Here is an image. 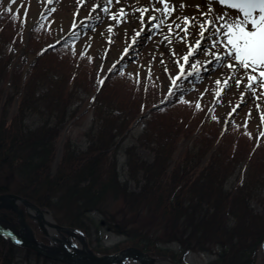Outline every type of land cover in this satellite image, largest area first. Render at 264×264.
I'll use <instances>...</instances> for the list:
<instances>
[{"label": "trees", "instance_id": "16d2710c", "mask_svg": "<svg viewBox=\"0 0 264 264\" xmlns=\"http://www.w3.org/2000/svg\"><path fill=\"white\" fill-rule=\"evenodd\" d=\"M46 18L24 43L18 16L0 12V194H18L88 237L92 224L124 237L101 253L134 246L177 264H189V251L214 255L207 264H262L264 213L252 201L264 206V139L255 143L237 126L222 128L206 109L171 96L153 103L154 82L143 86L118 67L97 81L93 57L75 53L77 37L48 45ZM22 46L34 58L24 77V65L14 62L10 49ZM80 92L93 94L88 144L75 150L67 140L52 174L57 142L78 115L71 109ZM139 116L144 124L125 148L127 180H121L115 150ZM139 148L149 149L151 159ZM242 164L243 178L227 189L226 180ZM0 225L18 230L16 213L1 208ZM170 243L178 248L165 246ZM20 249L33 254L35 264L59 263ZM17 256L18 248L0 236V264H14Z\"/></svg>", "mask_w": 264, "mask_h": 264}, {"label": "rangeland", "instance_id": "374dc122", "mask_svg": "<svg viewBox=\"0 0 264 264\" xmlns=\"http://www.w3.org/2000/svg\"><path fill=\"white\" fill-rule=\"evenodd\" d=\"M182 2L186 6L181 7ZM204 2L205 0H170L169 8L173 3L176 6V11L170 16H164L161 11L154 10L156 7H165L159 0H0V12L7 10L18 16L24 38L27 37L31 26L43 17H47L53 33L49 43L66 36L77 37L73 45L75 53L93 57L97 80L105 76L110 68L118 67L143 86L148 81L154 82L156 88L155 95L151 98L153 103L163 101L168 93H172L173 98L181 104H192L198 109L209 110L210 119L217 121L221 127H227L229 124L237 126L243 133L251 136L254 142H258L264 139V87L255 84L256 91L253 92L246 84V77L225 76V64L214 55H205L208 49L213 47L210 39L213 28L209 27L201 33L196 51L189 59L183 57L181 45L184 43V32L178 17L181 13L189 14L193 19V14L199 15L201 11L207 14L206 9L197 7ZM145 7L147 11H144ZM216 7L228 10L226 5L216 4ZM120 8L124 9L125 15H121ZM149 16L153 18L149 20ZM169 27L171 32L167 30ZM194 27L195 25L187 28L191 35L187 44H184V50L192 46ZM10 49L16 54L14 62L28 69L32 57L22 53V48ZM225 79L229 80L227 85L223 83ZM237 79L240 80L239 85L236 83ZM217 80L221 81L219 85L216 84ZM218 89L223 91L218 92ZM91 97L93 94L83 92L75 97L71 110L78 115L64 127L62 137L57 142L60 156L67 140L75 150L87 146L85 131L92 123V113L87 104ZM32 122H35V118L29 120V123ZM143 124V119L137 117L127 136L115 150L121 180H127L125 148L135 143ZM138 153L144 159H151L150 150L147 148H139ZM245 167L244 164L240 165L228 177L225 182L227 189L233 187L237 177L243 178ZM128 186L130 189L136 188L133 181H128ZM252 205L255 211L264 213L261 203L253 200ZM94 217L98 219L95 213ZM64 234L72 236L73 242L82 247L74 235ZM42 235L50 240L49 244H53L48 235ZM51 235L59 237L55 231ZM123 238L95 224L91 225L90 236H85L89 248L98 255L103 254L99 249L104 246L112 247ZM165 246L178 248L175 243ZM26 254L20 249L14 264H35L34 255ZM213 258L214 255L209 252L189 251L185 261L189 264H207ZM259 259L263 264L264 248L259 254ZM137 261L138 264H146ZM173 262L164 256V259H156L155 264H174ZM126 264L134 262L129 260Z\"/></svg>", "mask_w": 264, "mask_h": 264}, {"label": "snow or ice", "instance_id": "6c2138e0", "mask_svg": "<svg viewBox=\"0 0 264 264\" xmlns=\"http://www.w3.org/2000/svg\"><path fill=\"white\" fill-rule=\"evenodd\" d=\"M159 2L165 7L163 9L156 7L154 10L161 11L164 16H170L176 11L174 3L169 8L170 0ZM216 4L226 5L228 10L216 7ZM184 6L186 5L182 2L181 7ZM197 7L206 9L207 14L201 11L199 15L193 14L195 16L193 19L189 14L181 13L178 17L184 32V43L181 45L183 57L190 58L196 51L201 33L211 27L214 30L210 37L213 47L208 49L205 55H214L225 64V76L246 77V84L253 92L256 91L255 84L264 87V0H205ZM147 10L145 7L144 11ZM120 13L122 16L125 15L123 8H120ZM140 18L143 19V16ZM152 18L148 17L149 20ZM193 25L195 36L191 39L192 46L184 50V44H187L191 35L187 28ZM167 30L172 31L171 27ZM220 83V80L216 81V84ZM223 83L227 85L229 80L225 79ZM236 83L239 85L240 80L237 79ZM219 91L223 90L218 89Z\"/></svg>", "mask_w": 264, "mask_h": 264}, {"label": "water", "instance_id": "95a60500", "mask_svg": "<svg viewBox=\"0 0 264 264\" xmlns=\"http://www.w3.org/2000/svg\"><path fill=\"white\" fill-rule=\"evenodd\" d=\"M57 163L58 160H55V162L53 163L54 169L56 168ZM20 204H23L25 206L26 212L31 217L33 216L31 214L32 210L36 211L37 213H42V210L38 206L34 205L33 203L29 202L28 200L17 194H1L0 208L14 210L20 223V228L18 232H12L8 229L3 228L0 225V235L9 242L18 243L23 247L34 250L36 253L43 255L44 257L60 260L68 264H123V261L127 258L140 259L146 264H154L152 257L135 247H128L112 254L96 255L89 250L82 235L81 241L83 245V250L76 249V252H62L64 251V249H62L61 251L52 250L50 246H47L35 239L30 226L26 223L24 211L23 209H21ZM32 218L34 220H37L39 226L42 227L41 222H39L41 220H38L34 216ZM54 226L57 229H61L67 233H69V230H73V228L58 226L56 224ZM84 249L86 250L84 251Z\"/></svg>", "mask_w": 264, "mask_h": 264}, {"label": "bare ground", "instance_id": "6f19581e", "mask_svg": "<svg viewBox=\"0 0 264 264\" xmlns=\"http://www.w3.org/2000/svg\"><path fill=\"white\" fill-rule=\"evenodd\" d=\"M59 157H60V155H58V158ZM32 217H31V219L34 220ZM34 217L37 218L38 220H41L42 221V222L39 221L42 224V228L47 229L48 232H49L48 234L52 237L53 242H54L53 246H50V248L52 250L61 251L62 249H64V251H62V252H67V251L76 252V249H78L79 247H77L75 245V243L73 242V240H72L71 237L65 236L62 233L63 230L58 231L57 228L51 227L52 222L49 219H47L46 216H43L42 213H37L36 211H34ZM34 222L37 223L38 221L37 220H34ZM49 223L51 224L50 226H49ZM53 231H55L56 233H58L59 234V237L52 236L51 234L53 233ZM69 231L72 232L71 230H69ZM10 243L14 244L18 248V251L20 250V248L23 247L22 245H20L18 243H13V242H10ZM50 248H48V249H50ZM55 263L53 262V264H55Z\"/></svg>", "mask_w": 264, "mask_h": 264}]
</instances>
